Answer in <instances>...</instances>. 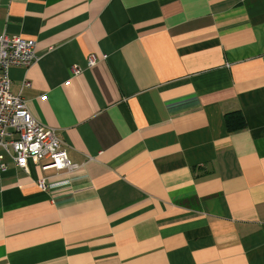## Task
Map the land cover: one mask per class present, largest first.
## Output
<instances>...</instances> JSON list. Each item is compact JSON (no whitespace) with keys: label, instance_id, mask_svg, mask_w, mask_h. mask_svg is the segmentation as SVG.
<instances>
[{"label":"crops","instance_id":"crops-1","mask_svg":"<svg viewBox=\"0 0 264 264\" xmlns=\"http://www.w3.org/2000/svg\"><path fill=\"white\" fill-rule=\"evenodd\" d=\"M2 33L79 168L5 155L0 264H264V0H0Z\"/></svg>","mask_w":264,"mask_h":264},{"label":"built area","instance_id":"built-area-1","mask_svg":"<svg viewBox=\"0 0 264 264\" xmlns=\"http://www.w3.org/2000/svg\"><path fill=\"white\" fill-rule=\"evenodd\" d=\"M38 59L36 40L0 34V177L7 170L5 155L22 169H27L30 161L39 163L43 160L50 161L44 164V170L72 173L79 168L70 161L57 131L34 117L22 93L11 91V68L29 69ZM96 59L93 55L90 65H94ZM74 73L79 74V68ZM30 86L29 81L23 83V88ZM38 184L42 190H48L47 178L39 180Z\"/></svg>","mask_w":264,"mask_h":264},{"label":"trees","instance_id":"trees-1","mask_svg":"<svg viewBox=\"0 0 264 264\" xmlns=\"http://www.w3.org/2000/svg\"><path fill=\"white\" fill-rule=\"evenodd\" d=\"M225 121L230 133L242 131L247 127L245 117L241 111H233L226 114Z\"/></svg>","mask_w":264,"mask_h":264}]
</instances>
